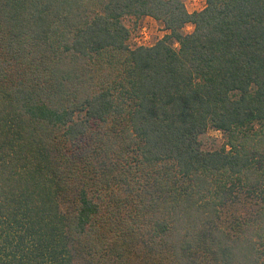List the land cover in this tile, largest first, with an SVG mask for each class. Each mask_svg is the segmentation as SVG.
<instances>
[{
  "label": "trees",
  "instance_id": "obj_1",
  "mask_svg": "<svg viewBox=\"0 0 264 264\" xmlns=\"http://www.w3.org/2000/svg\"><path fill=\"white\" fill-rule=\"evenodd\" d=\"M146 18L168 34L132 49ZM241 195L259 207L230 235ZM134 242L264 264V0H0V264H126Z\"/></svg>",
  "mask_w": 264,
  "mask_h": 264
},
{
  "label": "rangeland",
  "instance_id": "obj_2",
  "mask_svg": "<svg viewBox=\"0 0 264 264\" xmlns=\"http://www.w3.org/2000/svg\"><path fill=\"white\" fill-rule=\"evenodd\" d=\"M185 3L186 9L189 13L200 12L206 7L204 0H182ZM126 24L132 28L131 38L129 45L132 49L139 46V43L145 45L146 47H151L155 45L158 41L162 40L168 31L165 29L163 23L153 19L146 18L139 22L138 27L134 28L133 23L130 20L126 21ZM147 27L148 31H145V35L141 34L142 28ZM193 26L188 25L184 29L185 34H190L193 32ZM177 50L179 49V44L174 46ZM118 130L114 132L115 136H119L123 133L124 129L122 126L117 125L111 128V131ZM202 141L204 143V148L208 151H215L221 149L227 144L226 136L216 130H209L203 137ZM102 156L101 160L96 162V168L106 170L110 167L111 157ZM106 168V169H104ZM110 194H108L106 202H109ZM259 207V200L251 198L249 195H241L240 197L232 200V202L222 210L221 219L218 222V226L227 230L228 234H234V228L239 226L242 221H247L255 216V213ZM61 209L67 215L68 214V204H63ZM238 225V226H237ZM139 242H134L131 247L127 250V261L126 264H173V260L169 254L157 253L151 248H147ZM110 253V252H109ZM104 251L101 254L95 255L94 257L89 255L85 250L75 251V261L76 264H112L110 261V254ZM112 259V258H111ZM201 264H204L200 260Z\"/></svg>",
  "mask_w": 264,
  "mask_h": 264
},
{
  "label": "built area",
  "instance_id": "obj_3",
  "mask_svg": "<svg viewBox=\"0 0 264 264\" xmlns=\"http://www.w3.org/2000/svg\"><path fill=\"white\" fill-rule=\"evenodd\" d=\"M194 1L196 2V1H198V0H194ZM204 2L206 3V0H204ZM145 31H148V30H147V27H143V28H142L141 34H142V35H143V34L145 35ZM139 46H145V45L139 43Z\"/></svg>",
  "mask_w": 264,
  "mask_h": 264
},
{
  "label": "crops",
  "instance_id": "obj_4",
  "mask_svg": "<svg viewBox=\"0 0 264 264\" xmlns=\"http://www.w3.org/2000/svg\"><path fill=\"white\" fill-rule=\"evenodd\" d=\"M148 19V18H147Z\"/></svg>",
  "mask_w": 264,
  "mask_h": 264
}]
</instances>
